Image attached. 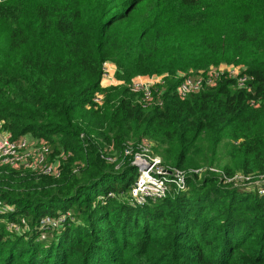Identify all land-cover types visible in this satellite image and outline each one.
<instances>
[{
    "label": "trees",
    "instance_id": "16d2710c",
    "mask_svg": "<svg viewBox=\"0 0 264 264\" xmlns=\"http://www.w3.org/2000/svg\"><path fill=\"white\" fill-rule=\"evenodd\" d=\"M106 61L125 84L168 74L163 107L143 109L126 85L102 89ZM223 64L244 67L250 89L222 78L178 97L179 73ZM98 92L102 110L89 108ZM1 122L14 139L73 156L58 179L0 168L11 207L0 213V264H264L259 186L190 174L187 191L133 207L108 194H127L137 169L100 154L148 139L171 167L264 176V0H0ZM68 211L74 221L39 241L40 220ZM20 218L28 237L6 229Z\"/></svg>",
    "mask_w": 264,
    "mask_h": 264
},
{
    "label": "built area",
    "instance_id": "2783aa9c",
    "mask_svg": "<svg viewBox=\"0 0 264 264\" xmlns=\"http://www.w3.org/2000/svg\"><path fill=\"white\" fill-rule=\"evenodd\" d=\"M118 71L114 62L103 63L102 89L126 85L130 92L138 97L137 103L143 109L163 107V94L168 74L137 76L129 84H125L118 80ZM244 71L245 68L242 66L223 64L197 74L179 73L177 78L180 79V83L176 88V94L180 99L185 100L205 89L216 87L222 78L234 80L238 89L249 90L252 79ZM105 103L106 94L98 92L94 95L89 108L102 110ZM259 103V101H251V105L255 107L259 106ZM81 138H85V134H82ZM155 147L153 141L143 139L139 142L128 141L124 146L123 154H120L112 144H106L100 150L101 158L109 164H116L117 169L122 165L119 162L121 159H129L138 171V176L127 194L118 196L116 193L110 192L108 198H117L133 207H143L165 199L172 192L187 191V179L190 174L200 177L212 174L219 177L224 184L237 187L259 186L260 193L264 195V176L254 177L240 173L234 177H228L215 166H204L188 171L178 169L165 164L163 159L155 153ZM72 156L71 153L62 150L59 153L55 152L47 141L37 139L31 134L14 139L12 134L4 129L3 123H0V168L58 179L62 175V165ZM84 166L83 162H76L74 172H80ZM98 200L104 202L106 198L99 197ZM10 210V206L0 201V213H7ZM71 220L74 221V217L70 211L42 218L38 226L35 227L38 240H46L48 234L60 231ZM6 229L11 234L27 237L34 230L26 218L7 221Z\"/></svg>",
    "mask_w": 264,
    "mask_h": 264
}]
</instances>
